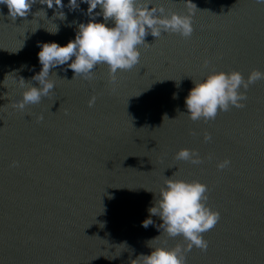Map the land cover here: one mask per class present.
Here are the masks:
<instances>
[{
	"label": "water",
	"instance_id": "water-1",
	"mask_svg": "<svg viewBox=\"0 0 264 264\" xmlns=\"http://www.w3.org/2000/svg\"><path fill=\"white\" fill-rule=\"evenodd\" d=\"M77 2L76 10L68 0L63 9L36 3L15 21L0 4V264H133L150 253L148 245L182 243L163 235L151 241L161 221L148 209L174 173L173 179L206 184L207 205L220 214L203 234L207 250L193 248L186 264H264V80L249 86L245 107L218 112L215 120L193 122L185 106L193 81L211 71L245 78L252 69L264 72V5L191 0L198 9L192 36H146L150 46H141L139 64L118 71L115 85L104 65L92 81L72 79L67 65L57 66L49 97L23 112L13 109L20 78L37 86L31 78L41 69L38 45L64 46L89 21L88 5ZM153 2L185 11V0ZM40 9L46 18L34 19ZM54 11L66 18L53 19ZM53 23L56 34L46 31ZM185 148L204 162L175 160ZM225 158L230 165L218 170ZM13 161L18 166L10 167ZM149 217L153 225L142 227Z\"/></svg>",
	"mask_w": 264,
	"mask_h": 264
},
{
	"label": "clouds",
	"instance_id": "clouds-1",
	"mask_svg": "<svg viewBox=\"0 0 264 264\" xmlns=\"http://www.w3.org/2000/svg\"><path fill=\"white\" fill-rule=\"evenodd\" d=\"M255 2L264 5V0ZM36 3L46 5L48 9H53L54 5L56 9L65 7L62 0H0V4L7 7L8 18L12 21L18 17L26 18ZM80 3L88 5L85 14L90 17L89 21L80 23L74 40L68 41L64 46L55 42L38 45L40 50L37 57L41 69L31 78L37 82V86L20 78L18 86L22 91L20 98L11 102L13 109L23 112L27 106L37 105L42 98L49 97L55 86V81L50 78V70L57 66L67 65L73 72L72 79L79 77L92 81L95 77L93 70L104 65L108 71L109 83L115 85L118 71H129L139 64L141 46H150L145 42L146 36L158 39L162 34H175L187 40L194 31L192 17L198 10L191 0H185L183 13L166 9L153 0H80ZM98 6L100 11L94 12ZM67 7L69 10H76L79 9V3L77 0H68ZM39 13L43 14V19L46 18V12L40 9L33 14L34 19ZM96 16H102L104 23L95 22ZM56 18L64 20L66 17L63 11H54L53 19ZM108 21L112 22L111 27L106 26ZM46 31L56 34L58 27L55 25L54 30ZM209 63L205 58L202 65L207 68ZM261 80H264V72L258 69H252L246 78L235 70L211 71L202 80L193 81L194 86L185 98L187 117L193 122H208L215 120L218 112L229 111L232 107L243 108L249 86ZM173 98H176L175 94ZM95 101L96 97L92 96L88 107H93ZM36 120L42 121L43 116H37ZM191 134L195 135L194 132ZM211 139L210 133H203L204 142H210ZM174 159L193 165L204 162L199 152L187 148L177 151ZM207 159H211V156ZM230 163L225 158L216 164V168L224 170ZM15 166H18V162L13 161L10 167ZM174 176L175 173L172 177ZM172 177L164 179L153 206L148 209L150 217L156 216L161 221L158 225L160 235L151 241L163 235L168 239L179 237L182 243H176L172 247L148 245L150 253L139 255L132 261L133 264H186V255L193 248L201 252L208 248V241L203 234L213 229L220 219L219 212L207 205L208 186L197 180L186 181ZM150 217L142 222V227L153 225Z\"/></svg>",
	"mask_w": 264,
	"mask_h": 264
}]
</instances>
